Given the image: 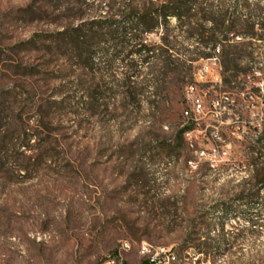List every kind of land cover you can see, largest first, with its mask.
Wrapping results in <instances>:
<instances>
[{
    "label": "rangeland",
    "instance_id": "1",
    "mask_svg": "<svg viewBox=\"0 0 264 264\" xmlns=\"http://www.w3.org/2000/svg\"><path fill=\"white\" fill-rule=\"evenodd\" d=\"M167 1L0 0V264H103L122 242L134 245L124 264H144L141 243L173 248L176 264H264V123L254 142L222 129L228 157L199 160L223 145L209 123L179 135L186 83L163 85L128 56L134 43L98 25L131 28V8ZM235 1L198 0L207 9L183 19L211 29L209 44L173 18L143 40L173 46L185 71L199 67L193 52L216 56L234 72L202 90L236 95L264 56V0L231 15ZM73 28L92 68L66 49Z\"/></svg>",
    "mask_w": 264,
    "mask_h": 264
},
{
    "label": "built area",
    "instance_id": "2",
    "mask_svg": "<svg viewBox=\"0 0 264 264\" xmlns=\"http://www.w3.org/2000/svg\"><path fill=\"white\" fill-rule=\"evenodd\" d=\"M222 76V67L216 56L200 60L199 67L193 72L192 83L184 90L181 129L186 130L184 137L191 138L195 126L209 123L212 129L209 138H217V143L223 145L219 152L213 149L210 155L204 150L197 152L198 156L210 162L227 158L231 151V143L221 137L222 129H227L237 141L254 142V139L258 140L260 125L264 123V56L258 57L252 66L251 86H245L240 93L223 92L211 97L209 90H202L203 87H221ZM191 166L196 169L192 163ZM133 250V244L132 249L119 248L118 256L108 258L103 264H124L121 263V252L130 254ZM172 250H154L153 245L148 243H141L138 247L139 254L152 252L153 262L150 264H172Z\"/></svg>",
    "mask_w": 264,
    "mask_h": 264
},
{
    "label": "trees",
    "instance_id": "3",
    "mask_svg": "<svg viewBox=\"0 0 264 264\" xmlns=\"http://www.w3.org/2000/svg\"><path fill=\"white\" fill-rule=\"evenodd\" d=\"M238 1L239 0L235 1L232 7L231 15H235V13H237L239 6ZM196 7H198L201 12H204V10L207 9V6L203 7V3L198 4V0H169L154 11L147 9L142 12L141 10L131 8L127 19L130 21L129 23L131 28L114 27L113 29V23L111 22H104L98 25L100 29L107 27L111 33H120L125 43H127V41L131 44L134 43L132 48L135 49L130 51L128 56L138 55L142 59V63L148 64V67L150 66V70L153 74L156 72L157 78H160L161 82L163 81V85L167 84L166 80L169 79L170 76L171 84L178 83L182 79L181 82L188 85L192 83L193 79L192 67L189 66L187 71H185V63H182L178 59L174 58L172 53H170L174 51V47L169 46L166 42H164L162 46L149 47L143 40V36L152 33L160 26L167 23L169 19L173 18L182 25L181 27L188 28L185 32L188 35V39H194L197 36L200 43L205 44V33L206 31L211 32L212 30L207 29L205 24H199L196 28H194L189 22L183 21L184 18H189L187 14L191 11H195L197 9ZM96 24L97 23H92V25ZM132 31H134L135 34L138 32V35L129 37ZM211 33L212 34L208 35V38H206V44H209V42L215 37V33ZM63 41L66 44L67 51H72V54L79 62L91 68L95 65L94 59L97 54H95V50H93L92 46L83 42V36L80 28L67 29L63 31ZM117 46L119 45H116V47ZM191 55L196 58L195 60H188L193 64L200 60L210 58L209 54L205 52L201 53L199 50L198 52L191 53ZM227 72L233 73L234 70L225 68V72L223 71V73ZM185 77L188 80L184 82ZM185 131V129L181 130L179 135L183 136Z\"/></svg>",
    "mask_w": 264,
    "mask_h": 264
},
{
    "label": "bare ground",
    "instance_id": "4",
    "mask_svg": "<svg viewBox=\"0 0 264 264\" xmlns=\"http://www.w3.org/2000/svg\"><path fill=\"white\" fill-rule=\"evenodd\" d=\"M216 53H220L219 51H216ZM188 140H190L191 138H186ZM211 139L212 141L214 142H217V138H209ZM191 141V140H190ZM204 157L202 156H198V159L201 160L203 159ZM196 168V163L193 164ZM190 167L194 169V167L191 166V163H190ZM120 248H125V249H132V245L129 243V242H122L121 245H120ZM154 250H162V249H173V248H167V247H160V246H153ZM126 253H129V252H121V258H122V255L123 254H126ZM140 256L145 260L144 264H150L153 262V255H152V252H143V254H140ZM178 262V257H177V254L175 253L174 250H172V264H176ZM121 263H123L121 261Z\"/></svg>",
    "mask_w": 264,
    "mask_h": 264
}]
</instances>
